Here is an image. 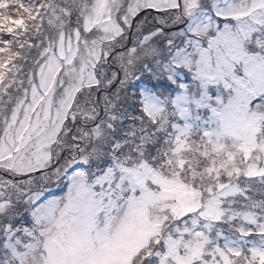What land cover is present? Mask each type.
Segmentation results:
<instances>
[{"label": "snow or ice", "instance_id": "snow-or-ice-1", "mask_svg": "<svg viewBox=\"0 0 264 264\" xmlns=\"http://www.w3.org/2000/svg\"><path fill=\"white\" fill-rule=\"evenodd\" d=\"M0 264H264V0H0Z\"/></svg>", "mask_w": 264, "mask_h": 264}]
</instances>
